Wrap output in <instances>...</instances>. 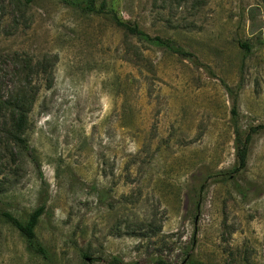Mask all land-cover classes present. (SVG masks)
Returning a JSON list of instances; mask_svg holds the SVG:
<instances>
[{"label":"rangeland","instance_id":"374dc122","mask_svg":"<svg viewBox=\"0 0 264 264\" xmlns=\"http://www.w3.org/2000/svg\"><path fill=\"white\" fill-rule=\"evenodd\" d=\"M104 1L188 54L70 2L0 0V97L33 99L27 149L0 112V209L44 207L46 251L0 218V264H264V0Z\"/></svg>","mask_w":264,"mask_h":264},{"label":"trees","instance_id":"16d2710c","mask_svg":"<svg viewBox=\"0 0 264 264\" xmlns=\"http://www.w3.org/2000/svg\"><path fill=\"white\" fill-rule=\"evenodd\" d=\"M35 0H25L27 4L33 3ZM65 2H70L75 8L80 11L88 14H103L108 16L111 21L119 28L123 29L127 34L138 38L139 40L145 41L150 44H154L161 47H166L169 50H172L175 53L181 55H187L188 53H184L179 47L175 46L174 43L169 39H163L161 37H151L149 34L144 32L140 27L136 24H131L129 22H125L121 20L115 10L113 8H109L107 3L104 1L102 4L97 7L96 0H87L85 2L78 1H68L63 0ZM23 83L16 86L14 89L8 91L9 95L6 97H0V112L2 109L7 110L9 112V117L11 121V141L24 149H27L26 140H25V132L28 128L29 122V113L33 105V99L28 100L27 97V86H23ZM7 92V93H8ZM264 129V127H262ZM252 141V135H248L244 140H241L239 137L236 140V148H237V156H238V170H242L246 167L250 144ZM44 207H40L36 209L29 220L26 223H23L18 218L13 216L11 213L7 211H3L0 209V218L4 219L7 223L16 228L22 236L28 242L29 247L37 254L42 256L46 255L45 249L42 245L37 241L35 230L39 224V220L41 216L44 214ZM120 264V263H118ZM164 264V263H158ZM185 264H203L197 260L187 258Z\"/></svg>","mask_w":264,"mask_h":264}]
</instances>
